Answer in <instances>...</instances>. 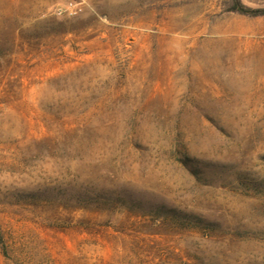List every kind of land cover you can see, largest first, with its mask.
Segmentation results:
<instances>
[{
    "label": "rangeland",
    "instance_id": "374dc122",
    "mask_svg": "<svg viewBox=\"0 0 264 264\" xmlns=\"http://www.w3.org/2000/svg\"><path fill=\"white\" fill-rule=\"evenodd\" d=\"M229 9L0 0V264H264V15Z\"/></svg>",
    "mask_w": 264,
    "mask_h": 264
},
{
    "label": "trees",
    "instance_id": "16d2710c",
    "mask_svg": "<svg viewBox=\"0 0 264 264\" xmlns=\"http://www.w3.org/2000/svg\"><path fill=\"white\" fill-rule=\"evenodd\" d=\"M231 11L249 16L264 15V7H250L241 0H229Z\"/></svg>",
    "mask_w": 264,
    "mask_h": 264
},
{
    "label": "built area",
    "instance_id": "2783aa9c",
    "mask_svg": "<svg viewBox=\"0 0 264 264\" xmlns=\"http://www.w3.org/2000/svg\"><path fill=\"white\" fill-rule=\"evenodd\" d=\"M79 11H81V6H80V3L79 2H73V1H70L68 2L66 5L62 6V7H57L55 9V12L57 14H76L78 13Z\"/></svg>",
    "mask_w": 264,
    "mask_h": 264
}]
</instances>
